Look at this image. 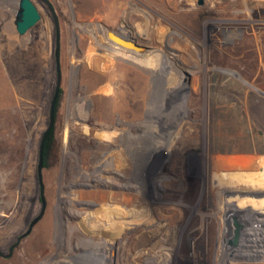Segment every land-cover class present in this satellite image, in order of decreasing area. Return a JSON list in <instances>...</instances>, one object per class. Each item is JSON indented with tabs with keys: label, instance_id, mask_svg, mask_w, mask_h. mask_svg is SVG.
<instances>
[{
	"label": "rangeland",
	"instance_id": "rangeland-1",
	"mask_svg": "<svg viewBox=\"0 0 264 264\" xmlns=\"http://www.w3.org/2000/svg\"><path fill=\"white\" fill-rule=\"evenodd\" d=\"M19 1L0 0V252L5 254L42 209L37 174L39 146L49 125L57 80L53 16L45 3L33 0L41 20L25 35H20L15 24ZM51 1L60 18L63 78L54 141L43 170L47 208L33 232L22 240L11 258L0 257V264H42L54 261L60 252L76 259L78 264H88L87 258L98 264H135L133 252L125 253L127 245V249L131 245L128 229H121L120 241L111 253L101 247L84 245L89 237L97 241L99 236L95 235L102 233H88L81 226L85 216L99 210L101 204L97 200L79 199L78 194L91 190L106 195L117 190L133 191L118 185L92 186L81 177L93 174L109 158L108 151L116 148L126 149L132 171L126 176L116 172L106 176L121 180L141 178L146 194L154 195L155 204L163 202L176 207L175 221H178L176 224L174 221L166 243L172 255L168 253L163 264H220L224 232L232 248L233 264H264V176L261 175L264 171V0H232L238 4L232 8L223 5L226 12L210 11L212 0H190L188 9L199 8L192 20L160 16L155 12L159 8L155 0H129L139 3L140 9L145 7L148 16H155L161 22L152 27L157 31L146 26L139 29L138 21L126 13L115 15L102 7V0ZM109 31L135 39L147 51L135 53L114 46L108 41ZM181 37L188 42L187 50L186 42L180 43ZM135 58L147 62L152 58L153 64L147 69L146 65L140 68L133 64ZM121 74H129L131 79L138 74L140 80L148 77L149 85L140 81V88L148 93L146 112L131 123L117 116L112 126L102 128L91 115L99 104L97 93L106 87L116 89ZM180 82L186 85V104L176 95ZM180 104L186 109L182 114L178 112ZM167 113L168 118L161 116ZM179 122L183 123L181 129L176 126ZM86 128L92 130V136L87 135ZM98 132L121 137L115 145L99 151ZM168 132H173L171 136L176 142L167 138L159 148L154 147L155 138L163 136V140ZM127 135L131 136L130 143ZM146 146L151 148L147 150ZM87 151L89 157L84 160ZM172 180L184 190L178 191ZM199 203L204 219L196 216L197 224L192 226L190 206ZM47 218L55 224L52 237L55 250L46 254L38 249L31 253L28 241ZM236 220L242 227L234 243ZM71 227L78 228L79 235L68 238ZM98 242L102 243V239ZM245 243L250 247H245ZM241 252L247 256L258 253L263 255L262 260L246 263ZM36 256H42L41 261L35 260Z\"/></svg>",
	"mask_w": 264,
	"mask_h": 264
},
{
	"label": "bare ground",
	"instance_id": "bare-ground-1",
	"mask_svg": "<svg viewBox=\"0 0 264 264\" xmlns=\"http://www.w3.org/2000/svg\"><path fill=\"white\" fill-rule=\"evenodd\" d=\"M147 1V0H146ZM156 3L158 4L159 8L155 9V12L158 13L160 16H176V17H183L188 20H192L194 18V14L199 11V8L191 7V9H188L189 6V1L190 0H155ZM194 1V0H193ZM209 1V0H208ZM213 1V6H211V3L209 4V10L210 11H223L226 12L228 11L227 8L223 9V5H226V7H231L234 5H237V1H232V0H212ZM141 2V1H140ZM197 2V1H196ZM211 2V1H209ZM206 3V1H205ZM103 8L108 9L109 11L113 12L115 15H123L126 13V15L133 19L135 22H139V24L136 26L139 29L143 27H149L150 30L152 31H157L158 29L152 28L153 25L155 24H161L157 20L155 16L150 17L148 16V13L140 9L139 3L137 4L136 2H131L129 0H102L101 3ZM248 4V3H246ZM150 5V4H149ZM244 6V5H243ZM236 7V6H235ZM236 9V8H235ZM153 10V9H152ZM204 10V9H203ZM208 11V10H207ZM108 12V11H107ZM206 12V11H205ZM151 13V12H149ZM104 14V13H103ZM108 14V13H107ZM211 14V13H210ZM229 14V13H228ZM233 14V13H232ZM148 16V18H147ZM198 16V15H197ZM229 16V15H228ZM231 16V15H230ZM122 17V16H121ZM220 17V16H219ZM235 17V15H234ZM181 18V19H183ZM197 18V17H196ZM218 18V17H217ZM216 18V19H217ZM205 20V19H204ZM210 20V19H209ZM235 20V19H234ZM176 21V20H175ZM217 21V20H216ZM223 21V20H222ZM225 21V20H224ZM257 21V20H256ZM174 22V21H173ZM238 22V20H237ZM258 23V22H257ZM133 24V23H132ZM167 24V23H166ZM202 24V23H201ZM235 24V22H234ZM249 24V23H248ZM247 24V25H248ZM225 25V24H224ZM222 25V26H224ZM237 25V24H236ZM241 25V24H240ZM239 25V26H240ZM262 26V24H261ZM204 27V26H203ZM233 27V26H232ZM100 28V27H99ZM146 28V29H147ZM167 28V27H166ZM234 28V27H233ZM232 28V29H233ZM250 28V27H248ZM173 29V28H172ZM175 29V28H174ZM229 29V27H228ZM242 29V28H241ZM259 29V28H258ZM125 30V29H124ZM123 30V31H124ZM145 30V28H144ZM178 31V29H176ZM260 30V29H259ZM168 31V29H167ZM213 31V30H211ZM254 31V30H253ZM170 32V31H169ZM234 32V31H233ZM233 32H231L233 34ZM97 34V33H96ZM118 34V33H117ZM126 35V32L124 33ZM141 34V33H140ZM146 35V34H145ZM209 35V34H208ZM103 37V35H102ZM129 37V36H127ZM231 36H229L230 38ZM233 37V36H232ZM154 38V37H153ZM173 39V38H172ZM105 40V39H104ZM103 40V41H104ZM109 41V39H108ZM173 41V40H172ZM170 42V41H169ZM186 42V50L189 48L187 40L184 39V37L180 38V43H185ZM104 43V42H103ZM166 44V43H165ZM115 46V45H114ZM120 48V47H119ZM191 50V49H190ZM114 52V51H113ZM136 53V52H135ZM192 54V53H189ZM74 55V54H73ZM141 55V54H140ZM177 57V56H176ZM193 57V56H192ZM146 61H143L142 59L135 58L133 64L137 65L138 67H143V65H146V69L148 66H152L153 64V59L151 58L149 62L148 60L145 59ZM158 59H155L157 61ZM159 61V60H158ZM128 62V61H127ZM160 63V62H159ZM158 63V64H159ZM123 64V63H122ZM128 64V63H127ZM126 65V64H125ZM124 69V68H123ZM116 75V74H115ZM129 74H121L120 76V82L119 86L115 89L113 88L112 90H109L108 87L107 89L98 92L97 95L99 96L97 99V103H99L96 107L97 109H94L91 113L92 116L96 117L99 125L104 128L105 126H112L114 118L119 117L121 118L122 121L125 123H128L130 121H133L134 118H140L143 117L145 112H146V97L148 93H144L142 89L140 88V81L142 84H148V77H145L143 80H140V75H135V79H131ZM94 77V76H93ZM111 77V76H109ZM108 77V78H109ZM90 79V78H89ZM93 79V78H92ZM182 79V78H181ZM111 80V79H110ZM176 81V80H175ZM108 82V81H107ZM115 82V81H114ZM184 82V81H183ZM183 82H180L179 84V89L181 88V93L179 94L178 91L176 92V95L182 98V103L186 104L188 101V94L185 92V84ZM105 83V82H104ZM113 84V83H112ZM103 85V84H102ZM149 85V84H148ZM178 85V84H177ZM91 86V85H90ZM94 86V85H93ZM98 85H96L97 87ZM108 86V85H107ZM181 86V87H180ZM90 88V87H88ZM93 88V87H92ZM112 88V86H111ZM95 91V90H93ZM90 93V90H89ZM95 94V93H94ZM89 97H92L89 95ZM168 97V96H167ZM166 97V98H167ZM94 98V96H93ZM91 99V98H90ZM83 101V100H82ZM92 101V100H91ZM111 102V103H110ZM96 103V102H95ZM78 104V103H77ZM79 105V104H78ZM85 105V104H84ZM96 105V104H95ZM71 106V105H70ZM82 106V105H81ZM74 107V106H72ZM71 108V107H70ZM69 108V109H70ZM81 108V107H80ZM72 109V108H71ZM70 109V110H71ZM79 109V107H78ZM159 109V108H158ZM150 110H152V105L150 107ZM186 111L185 108L180 104L178 106V112L180 114L184 113ZM77 112V111H76ZM159 112V111H158ZM81 113V112H80ZM85 113V112H84ZM161 113V112H160ZM88 114V113H87ZM156 114V113H155ZM78 115V114H77ZM153 115V114H152ZM75 116V115H74ZM162 117H169V113L167 114H161ZM67 117V115H66ZM82 117V116H81ZM84 117V115H83ZM93 117V118H94ZM88 119V117H87ZM151 119V118H150ZM157 119V118H156ZM159 119V118H158ZM67 120V119H66ZM170 120V119H169ZM72 121V120H71ZM154 121V120H153ZM163 121V120H162ZM185 121V120H184ZM148 122V120H147ZM170 122L173 124L175 121L170 120ZM74 123V122H73ZM131 123V122H130ZM75 124V123H74ZM153 124V123H152ZM151 124V125H152ZM167 125L168 123L165 122ZM182 122L179 124H176V126L182 128ZM70 125V123H69ZM71 126V125H70ZM153 126V125H152ZM84 127V126H83ZM86 127V126H85ZM154 128V127H153ZM177 128V127H176ZM69 129V128H68ZM78 129V128H77ZM121 129V128H120ZM156 129V128H155ZM179 129V130H180ZM70 130V129H69ZM84 130V128H83ZM82 130V131H83ZM139 130V129H138ZM87 135L92 136V130L90 129H85ZM98 131V130H97ZM103 131V130H102ZM158 131V130H157ZM156 131V132H157ZM169 131V130H168ZM181 131V130H180ZM84 133V132H83ZM85 133V134H86ZM127 133V132H126ZM173 132H168V135H164V139L162 140L163 136H158L156 137V141L154 142L155 145L154 147L159 148L163 142L166 141V139L173 140L172 143L176 142L174 138H172L171 134ZM124 134V133H123ZM128 134V133H127ZM130 134V133H129ZM158 134V133H157ZM180 134V133H179ZM76 135V134H75ZM81 135V134H80ZM67 135H65L66 137ZM98 138H100V146L98 147L99 151H102L104 149H108L109 146L112 144L116 143L119 136L117 134H110L107 132L100 133L96 135ZM95 136V137H96ZM74 137V136H73ZM71 138V137H70ZM78 138V137H77ZM80 138V137H79ZM92 138V137H91ZM177 138V137H176ZM128 142L131 139L130 135H127ZM70 141V140H69ZM130 143V142H129ZM115 145V144H114ZM152 146V147H153ZM126 147V146H125ZM146 149L148 148L147 146L145 147ZM149 147L148 149H150ZM69 149V148H68ZM144 149V150H146ZM147 149V150H148ZM146 150V151H147ZM66 151V150H65ZM70 152V151H69ZM97 152V151H96ZM148 152V151H147ZM94 153V152H93ZM142 153V152H141ZM156 153V152H155ZM89 152L81 153L83 155L84 160H86L89 157ZM101 154V153H100ZM98 154V155H100ZM105 154V153H104ZM108 154L110 155L109 158L101 164L99 169H96L93 174L88 175L84 174L81 176L82 178L85 179L86 183L93 185H118V187L126 188V189H132L133 191L131 192H121V191H113L112 195H106L102 191L98 190H91V191H86L80 192L78 194L79 199H84L86 200H97L101 206L99 210L93 213H88L84 220L82 221L81 226H83L84 229L89 233H101L99 235L98 240L100 238L102 239V243H99L98 240L94 241L92 238L89 237L90 239L84 243L86 246L90 247H96L99 249H104V251L111 253L115 249L114 246L117 242L120 241V234H121V229H128L130 231V239H131V245L128 248H125V253L129 255L130 252H133L134 256L132 257V260L135 264H163L165 261V257L168 256V253L170 250L166 247V243L168 240H170L171 236V231H172V226L173 223L177 217V212H176V207H172L169 204H155V198L153 196H150L149 194L147 195L144 187L143 180L141 178H131L132 180L129 179H116L117 177L114 176H106L107 174H111L113 172L116 173H123L125 176L129 174L131 170V159L127 156L126 149L125 148H119L116 150H111L108 151ZM97 156V155H96ZM106 156V155H105ZM104 156V157H105ZM102 159V158H101ZM100 159V160H101ZM99 160V161H100ZM86 162V161H85ZM76 163V162H75ZM74 163V164H75ZM97 163V162H96ZM88 164V163H87ZM196 164V163H195ZM84 165V164H83ZM136 166V165H135ZM153 166V165H152ZM151 166V167H152ZM84 167V166H83ZM62 168V167H61ZM82 168V167H81ZM141 168V167H140ZM198 168V167H197ZM78 169V168H77ZM147 171V170H146ZM195 171V170H194ZM86 172V171H85ZM115 173V174H116ZM136 173V172H135ZM138 174V173H137ZM170 175V174H169ZM118 176V175H117ZM152 176V175H151ZM150 176V178H151ZM165 176V175H164ZM201 176V175H200ZM76 177V176H75ZM80 177V178H81ZM140 177V176H139ZM160 177V176H159ZM194 177V176H193ZM198 177V176H197ZM145 178V177H144ZM77 179V178H76ZM148 180V179H147ZM163 180V179H162ZM145 181V180H144ZM73 182V181H72ZM77 182V181H76ZM150 182V181H148ZM165 182V181H164ZM179 182V181H178ZM60 183V182H59ZM167 181L165 184L167 185ZM155 184V183H154ZM158 184V183H156ZM172 184L174 187L179 191V190H184L182 185L178 184L177 181L172 180ZM90 185V186H91ZM152 185V184H151ZM161 185V184H160ZM171 185V183H170ZM63 186V185H62ZM86 186V185H85ZM91 186V187H92ZM182 186V187H181ZM47 187V186H46ZM88 187V185H87ZM58 188V187H57ZM76 188V187H75ZM196 188V187H195ZM59 189V188H58ZM71 189L72 186H71ZM194 189V188H193ZM17 190V189H16ZM112 190V188H111ZM116 190V189H115ZM198 190V189H197ZM148 191V190H147ZM151 191V190H150ZM158 191V190H157ZM186 191V190H185ZM188 191V189H187ZM195 191V190H194ZM193 191V192H194ZM189 192V191H188ZM192 192V193H193ZM204 192V191H203ZM60 193V190H59ZM68 193V192H67ZM74 193V192H72ZM149 193V192H148ZM202 193V192H201ZM57 194V193H56ZM184 194V193H183ZM186 195V194H185ZM194 195V194H193ZM203 195V193H202ZM206 195V194H205ZM75 196V195H74ZM192 196V195H191ZM70 197V196H69ZM166 197V196H165ZM194 197V196H192ZM62 198V197H61ZM158 198V197H157ZM164 198V197H162ZM59 199V198H58ZM64 199V198H63ZM62 199V200H63ZM66 199V198H65ZM168 199V198H167ZM199 199V198H198ZM57 200V199H56ZM134 200V201H133ZM41 201V200H40ZM74 203L76 202L73 200ZM199 201V200H198ZM59 203V201H58ZM70 203V202H69ZM85 204L88 205V202H84ZM65 205V204H64ZM70 204H68L69 207ZM155 205V206H154ZM173 205V204H172ZM197 205V204H196ZM199 205L197 206H190L191 208V216L192 219L189 221L190 225L197 224L196 221V216H201L200 210H199ZM67 207V206H66ZM79 207V206H78ZM84 207V206H83ZM89 207V206H87ZM65 208V207H64ZM63 208V209H64ZM81 208V207H80ZM202 208V207H201ZM78 209V208H77ZM85 209V208H84ZM79 211V210H78ZM84 211V210H83ZM64 212V211H63ZM67 212V211H66ZM180 212V211H179ZM207 214V212H205ZM75 215L81 214L78 212H74ZM179 215V214H178ZM183 215V214H182ZM62 216V214H61ZM81 216V215H80ZM181 216V215H180ZM202 219H204V215L201 216ZM200 217V218H201ZM178 218V217H177ZM207 218V216H206ZM205 218V219H206ZM60 219V218H59ZM128 219V220H127ZM209 219V218H208ZM55 220V219H54ZM58 220V219H57ZM99 221L102 222V224H99ZM178 221V220H176ZM175 221V224H176ZM58 222V221H56ZM60 222V221H59ZM204 222V221H203ZM8 223V222H7ZM199 223V221H198ZM62 224V223H61ZM81 224V223H80ZM208 224V223H207ZM55 225V224H54ZM54 225L51 220V218H47L36 230V233L29 239L28 245L31 250V253L35 252L36 250L39 249V252L43 253H50L54 249V244L52 243V237H54ZM58 226V225H57ZM56 226V227H57ZM131 226V227H128ZM178 227V226H177ZM176 227V228H177ZM60 228V227H59ZM59 228H57L59 230ZM82 228V227H81ZM188 228V227H187ZM186 230V229H185ZM79 229L76 227H71L69 232H68V238H73L75 235H79ZM85 231V232H86ZM188 231V230H187ZM58 232V231H57ZM56 232V234H57ZM111 232V235H105L106 233ZM196 232V231H195ZM65 233V231H64ZM87 234V233H86ZM124 234V233H123ZM63 235V234H62ZM101 235V236H100ZM184 235V234H183ZM181 236V234H180ZM192 236V234H191ZM196 236V235H194ZM109 237V238H107ZM19 238V237H18ZM57 238V237H56ZM180 238V237H179ZM191 239V238H190ZM223 239L220 242V264H233L231 261L233 259L232 257V248L229 246V240H228V234L224 232ZM59 242V240H57ZM193 241V239H192ZM127 242V241H126ZM189 242V241H188ZM57 243V242H56ZM197 243V242H196ZM249 243V242H247ZM64 244V243H63ZM182 245V244H181ZM245 247L249 246V244H243ZM61 246V245H60ZM126 247V245H124ZM178 246V245H177ZM187 246V245H186ZM189 246V245H188ZM193 246V245H192ZM256 246V245H255ZM262 246V245H261ZM264 246V245H263ZM56 247V246H55ZM65 247V246H64ZM181 248V246H180ZM214 248V247H213ZM261 248V247H260ZM59 249V248H57ZM61 249V248H60ZM59 249V250H60ZM174 249V248H173ZM179 248H177L178 250ZM194 249V248H193ZM55 250V249H54ZM53 250V251H54ZM172 250V249H171ZM249 251V250H248ZM58 252V251H57ZM92 252L95 253V250L93 249ZM175 252V251H174ZM201 252V251H200ZM46 253V254H47ZM53 253V252H52ZM35 254V253H34ZM39 254V253H38ZM37 254V255H38ZM170 254V253H169ZM178 254V253H177ZM180 254V253H179ZM189 254V253H188ZM194 254V253H193ZM241 257H243V260L246 261V263H254V262H259L262 260V256L257 254H251L250 253L247 255H244L243 252H241ZM33 255V254H32ZM167 255V256H166ZM172 255V253L170 254ZM211 255V254H210ZM260 258L254 259L253 257L258 256ZM57 257L50 260L47 263H42V264H63V263H70V264H78L76 262V259H71L67 256H64L61 252L56 255ZM152 256H156V259H152ZM177 256V255H176ZM180 256V255H179ZM35 260H39V257L42 256H36ZM64 258L62 260V258ZM170 257V256H169ZM172 257V256H171ZM178 257V256H177ZM157 259H162V261H157ZM168 259V258H167ZM235 259V258H234ZM33 260V259H32ZM108 260V259H107ZM110 260V259H109ZM41 261V260H39ZM46 261V260H45ZM67 261V262H66ZM174 261V260H173ZM31 262V261H30ZM86 263L88 264H98V261L91 260L90 258H87L85 260ZM107 262V261H106ZM163 262V263H162ZM189 262V261H188ZM22 263V262H21ZM108 263V262H107ZM172 263V262H171ZM170 263V264H171ZM165 264H168L165 263Z\"/></svg>",
	"mask_w": 264,
	"mask_h": 264
},
{
	"label": "water",
	"instance_id": "water-1",
	"mask_svg": "<svg viewBox=\"0 0 264 264\" xmlns=\"http://www.w3.org/2000/svg\"><path fill=\"white\" fill-rule=\"evenodd\" d=\"M43 3L46 4L49 11L51 12L54 24H55V50H54V57H55V63H56V87L54 91V95L50 104V112H49V125L48 128L44 131L40 146H39V162L37 167V174H38V181L40 185V198L42 203V209L30 223L28 230L22 234L17 241L10 247L9 253L5 254L0 252V257L9 259L12 257L15 249L20 245L23 239L28 237L32 232L34 227L39 223L42 218L45 215L46 208H47V200L45 196V184L43 180V170H44V148L45 143L47 141V138L49 137L54 124H55V111H56V105L59 97V93L62 86V78H63V70H62V32H61V25H60V18L57 13V10L52 3L51 0H41ZM41 20V14L34 3L33 0H20L19 1V10L16 14V29L17 32L20 35H25L31 28H33L39 21ZM108 39L113 43L114 45L133 52L137 53H144L147 51V47L139 44L135 39L129 38L127 36H124L123 34H116L113 31L108 32ZM264 197V195L262 196ZM235 227H236V236L234 243L237 242L239 233L241 230V224L236 220L235 221Z\"/></svg>",
	"mask_w": 264,
	"mask_h": 264
},
{
	"label": "trees",
	"instance_id": "trees-1",
	"mask_svg": "<svg viewBox=\"0 0 264 264\" xmlns=\"http://www.w3.org/2000/svg\"><path fill=\"white\" fill-rule=\"evenodd\" d=\"M62 91L60 90V93H59V97H58V101L61 97V93ZM58 101H57V105H56V111H55V123H56V112H57V107H58ZM54 135H55V124H54V127L49 135V137L47 138V141L45 143V148H44V166H45V162H46V159L48 158L49 156V152L51 151V148H52V143L54 141Z\"/></svg>",
	"mask_w": 264,
	"mask_h": 264
},
{
	"label": "crops",
	"instance_id": "crops-1",
	"mask_svg": "<svg viewBox=\"0 0 264 264\" xmlns=\"http://www.w3.org/2000/svg\"><path fill=\"white\" fill-rule=\"evenodd\" d=\"M261 175H263V176H264V171H263V173H262Z\"/></svg>",
	"mask_w": 264,
	"mask_h": 264
},
{
	"label": "flooded vegetation",
	"instance_id": "flooded-vegetation-1",
	"mask_svg": "<svg viewBox=\"0 0 264 264\" xmlns=\"http://www.w3.org/2000/svg\"><path fill=\"white\" fill-rule=\"evenodd\" d=\"M116 33V32H115ZM117 34V33H116ZM119 34V33H118Z\"/></svg>",
	"mask_w": 264,
	"mask_h": 264
}]
</instances>
